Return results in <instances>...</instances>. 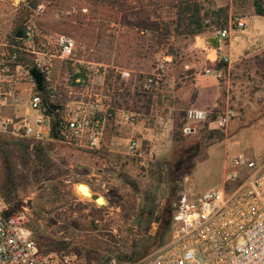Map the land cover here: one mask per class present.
Returning a JSON list of instances; mask_svg holds the SVG:
<instances>
[{
    "label": "rangeland",
    "instance_id": "rangeland-1",
    "mask_svg": "<svg viewBox=\"0 0 264 264\" xmlns=\"http://www.w3.org/2000/svg\"><path fill=\"white\" fill-rule=\"evenodd\" d=\"M141 1L163 20H174V10L165 6V0ZM211 1L216 7L231 5V0ZM24 2L0 0V45L11 39ZM41 5L39 13L29 9L25 23L36 26L41 42L51 34H67L92 49L76 57L91 63L89 67L100 64L145 73L167 55L172 64L165 85L150 96L141 95L131 81L126 83L118 101L137 114L136 123L115 120L97 149L70 146L49 135L37 141L0 134V195L10 210L25 212L27 227L43 253L73 250L82 264L140 260L156 248L152 244L159 232L156 220L165 216L177 194L220 188L236 154L264 161V20L256 25L253 37L249 10L235 16L229 21L246 19V26L234 28L233 44L226 40L215 52L209 29L197 36L172 35L159 44L149 34L121 27L92 0ZM71 8L77 13L64 15ZM222 56L230 58L222 79L206 74ZM64 73L60 71L58 82H63ZM29 88L19 85L25 96ZM189 110L204 112L205 120L191 122L186 117L184 122ZM16 111L22 115L24 110ZM227 111L232 116L225 128L218 129L214 122ZM209 118L213 121L205 127ZM113 127L120 132L114 133ZM185 127L190 131L184 132ZM219 136L223 140L212 145ZM130 140L138 143L142 158L127 155ZM192 147L193 157L181 159ZM79 184L89 188L91 197L81 196ZM97 197L104 204L98 205Z\"/></svg>",
    "mask_w": 264,
    "mask_h": 264
},
{
    "label": "built area",
    "instance_id": "built-area-1",
    "mask_svg": "<svg viewBox=\"0 0 264 264\" xmlns=\"http://www.w3.org/2000/svg\"><path fill=\"white\" fill-rule=\"evenodd\" d=\"M35 9L39 13L43 5ZM81 12L86 13V9ZM76 13L71 8L64 15ZM204 24L209 23L204 21ZM23 26L21 33L0 45V134L37 141L49 135L50 119L44 114L42 97L34 92L31 69L42 75L45 103L62 108L58 120V129L64 134L62 143L87 150L99 147L105 129L115 120L136 123L137 114L120 106L118 101L127 82L131 81L141 95L147 96L166 83L172 64L170 55L145 73L133 74L100 64L89 67L91 63L78 61L76 57L78 53L90 54L93 50L72 36L51 34L41 42L34 24L29 21ZM244 27L243 19L228 21L223 29L210 26L209 37L221 44L233 30ZM18 53L25 58L20 60ZM219 63L222 67L214 63L205 73L222 79L223 66L230 63L229 56H222ZM64 70V80L58 82L60 71ZM109 73L111 80L106 83ZM21 84L30 86L27 96L19 91ZM70 107L74 108L73 112ZM18 108H23L22 115L17 113ZM231 116L230 111L223 113L215 120V126L225 128ZM186 117L198 123L206 118L204 112L196 110H189ZM127 155L143 157L135 140L128 142ZM170 211L169 239L146 257L124 264H264V161L234 155L220 188L197 194L182 191L170 202ZM27 223L25 212L10 210L0 195V264H82L73 250L41 252ZM105 264L120 263L110 259Z\"/></svg>",
    "mask_w": 264,
    "mask_h": 264
},
{
    "label": "trees",
    "instance_id": "trees-1",
    "mask_svg": "<svg viewBox=\"0 0 264 264\" xmlns=\"http://www.w3.org/2000/svg\"><path fill=\"white\" fill-rule=\"evenodd\" d=\"M58 1L59 0H25L22 5V11L20 15H18L19 17L15 20V27L12 31L11 38H14L23 31V24L27 21L29 15L31 14L29 9H35L36 6L41 3H57ZM92 1L94 6L101 7L110 12L111 15L118 20L121 27L135 31L138 34H149L152 38L156 39L159 44L162 41H168L172 35H200L206 29H209L210 26L216 29H223L227 26L229 20L235 19V16H245L247 10H249V14H252L253 16H264L263 0H231L230 6L225 5L219 7H216L211 0H165V6L170 10H174V20L172 22L163 20L156 12V9L144 5L141 0ZM204 21H208L209 24L205 25ZM212 45L215 52H218L219 47L214 41L212 42ZM18 57L20 60L25 58L22 53H18ZM215 63V65H217L218 61L216 60ZM219 66L220 64H218V67ZM30 73L34 79V92H37L42 97L43 101L46 102L47 97L43 95L45 93V84L42 75L35 69H31ZM110 80L111 73L107 74L105 82L109 83ZM61 109L52 113L47 108L44 109V114L50 119L49 137L50 139L58 142L64 141V134L58 129V120L61 118ZM183 121H186V114L183 115ZM212 121L213 118H209L204 126L207 127L208 123ZM183 123H181L180 126L183 125ZM204 139L210 140L211 138L210 136L208 138L204 136ZM222 140L223 136H219L214 139L212 145L214 143H219ZM194 154L195 148L192 147L189 150H186L180 158H191ZM67 191L71 190L69 189ZM156 223L158 225L159 232L158 237L152 241V244L153 247L157 248L169 239L171 233L172 215L170 205L165 213V216L159 217L156 220ZM155 249H153V251ZM124 263L129 262L127 261L120 264Z\"/></svg>",
    "mask_w": 264,
    "mask_h": 264
},
{
    "label": "crops",
    "instance_id": "crops-1",
    "mask_svg": "<svg viewBox=\"0 0 264 264\" xmlns=\"http://www.w3.org/2000/svg\"><path fill=\"white\" fill-rule=\"evenodd\" d=\"M264 1V0H263ZM250 23H249V28L251 29V32H253L254 33V35H253V37H255L256 35H257V30H256V25H260V23L264 20V16L263 17H257V16H253L252 14H250ZM246 24H247V21H246V19H245V26H246ZM234 31V30H233ZM232 31V32H233ZM232 32H231V34H232ZM256 33V34H255ZM226 42H229V46H231L233 43H232V39H231V35H230V37H229V39L226 41ZM200 46H201V43L199 44ZM220 46H222L221 44H220ZM116 122H115V126H116ZM114 126V127H115ZM113 127V129H112V131L114 132V133H118V131L120 132V128H114ZM84 185V184H83ZM88 188V187H87ZM89 189V188H88ZM78 190V189H77Z\"/></svg>",
    "mask_w": 264,
    "mask_h": 264
},
{
    "label": "bare ground",
    "instance_id": "bare-ground-1",
    "mask_svg": "<svg viewBox=\"0 0 264 264\" xmlns=\"http://www.w3.org/2000/svg\"><path fill=\"white\" fill-rule=\"evenodd\" d=\"M77 189H78V191L82 197H85V198L90 197V191L86 185L79 184V185H77ZM103 202H104V200L101 198L100 200L97 201V204L101 205Z\"/></svg>",
    "mask_w": 264,
    "mask_h": 264
},
{
    "label": "water",
    "instance_id": "water-1",
    "mask_svg": "<svg viewBox=\"0 0 264 264\" xmlns=\"http://www.w3.org/2000/svg\"><path fill=\"white\" fill-rule=\"evenodd\" d=\"M43 106L45 107V108H47L51 113L52 112H55V111H58L59 110V106L58 105H48V104H46L45 102H43ZM90 197H91V194H90ZM102 197H97V198H95V202H97L98 200H100ZM102 204H104V202L102 203Z\"/></svg>",
    "mask_w": 264,
    "mask_h": 264
}]
</instances>
